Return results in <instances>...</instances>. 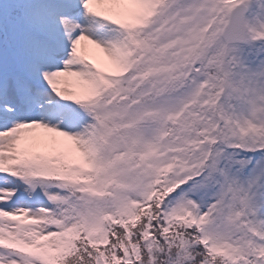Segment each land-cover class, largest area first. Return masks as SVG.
<instances>
[{"label":"snow or ice","instance_id":"obj_1","mask_svg":"<svg viewBox=\"0 0 264 264\" xmlns=\"http://www.w3.org/2000/svg\"><path fill=\"white\" fill-rule=\"evenodd\" d=\"M0 264H264V0H0Z\"/></svg>","mask_w":264,"mask_h":264}]
</instances>
